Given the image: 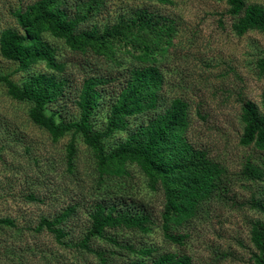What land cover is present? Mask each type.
Wrapping results in <instances>:
<instances>
[{
    "label": "trees",
    "instance_id": "16d2710c",
    "mask_svg": "<svg viewBox=\"0 0 264 264\" xmlns=\"http://www.w3.org/2000/svg\"><path fill=\"white\" fill-rule=\"evenodd\" d=\"M151 1L172 4L171 0ZM217 1L225 3L236 36L264 32L261 5L248 0ZM104 4V0H35L12 11L16 28L0 31V57L15 64L16 72L28 75L21 83L0 75L7 96L30 105L28 120L52 142L70 135L64 154L67 175L74 176L80 166L78 141L92 162L87 177L91 187L83 194L90 203L83 236L73 245L64 240L65 224L79 203L40 217L34 231H47L58 245L94 256L99 264H196L184 252L136 244L130 237L145 236L158 226L165 243L182 247L188 238L184 228L207 213L212 203L228 200L226 167L190 140L188 103L163 99L164 79L157 64L173 44L176 23L146 8L97 23ZM63 51L83 57L84 63L88 57L97 58L112 70L84 71L81 84L72 92L68 89L70 63L61 58ZM37 64L45 71L30 73ZM122 66L126 73L119 79L114 70ZM257 68L263 74V58L258 59ZM65 99L78 110L77 118L67 120L59 110L48 113L49 106ZM261 108L263 113L254 103L245 102L240 109L239 142L259 152L257 163L249 160L242 166L244 181H264V98ZM137 177L143 178L147 195L160 194L158 219L139 192ZM246 206L258 216L249 230L251 260L264 264V188L253 193ZM12 227V219L0 218V229ZM95 241L105 247L94 248Z\"/></svg>",
    "mask_w": 264,
    "mask_h": 264
},
{
    "label": "rangeland",
    "instance_id": "374dc122",
    "mask_svg": "<svg viewBox=\"0 0 264 264\" xmlns=\"http://www.w3.org/2000/svg\"><path fill=\"white\" fill-rule=\"evenodd\" d=\"M34 1L0 0V31L16 28L12 11ZM171 1V5H161L151 0H104L97 23L113 21L120 13L136 8L174 20L177 30L173 44L157 64L164 79L163 99L170 102L179 98L188 103L190 140L226 167L230 181L228 200L212 203L207 213L184 228L188 238L182 247L165 243L158 226L145 236L130 237L136 244L184 252L196 264H253L249 230L258 216L246 203L253 193L264 188V181L241 179L242 166L249 160L257 163L259 152L239 142L240 109L245 102H251L263 113L264 72L259 74L257 61L264 59V32L236 36L222 1ZM248 3L264 8V0ZM61 58L70 63L68 89L72 92L81 84L84 71L108 70L97 58L88 57L84 63L83 57L66 51ZM15 69V64L0 57V75H9L12 82L21 83L28 75ZM41 71H45L43 65L37 64L30 73ZM114 73L123 79L126 69L122 66ZM29 106L9 98L5 85L0 83V218L15 223V227L0 229V264H99L94 256L58 245L47 231H34L40 217H50L79 203L76 214L65 224L68 235L64 240L73 245L83 236L90 204L83 194L91 187L87 177L92 162L77 140L80 166L74 176L67 175L64 154L70 135L52 142L47 133L28 120ZM55 110L67 120L78 116L71 100L48 107V113ZM136 181L158 219L160 194L147 195L143 178L137 177ZM92 246L103 249L105 244L95 241Z\"/></svg>",
    "mask_w": 264,
    "mask_h": 264
}]
</instances>
